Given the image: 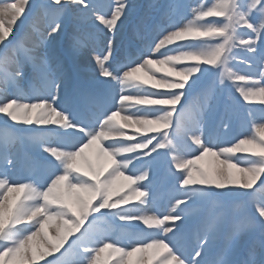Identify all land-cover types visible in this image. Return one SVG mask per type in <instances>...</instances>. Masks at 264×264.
I'll return each mask as SVG.
<instances>
[{
	"label": "snow or ice",
	"instance_id": "1",
	"mask_svg": "<svg viewBox=\"0 0 264 264\" xmlns=\"http://www.w3.org/2000/svg\"><path fill=\"white\" fill-rule=\"evenodd\" d=\"M156 7L142 46L122 56L115 37L130 0H0V114L14 130L0 137V264H264V197L253 198L257 187L264 194V0ZM38 8L50 20L42 37L71 30L74 51L91 41L99 88L70 93L64 59L41 52L44 39L24 59L9 57ZM101 32L111 33L102 48ZM236 48L249 53L246 70H233ZM37 79L42 86L26 94L21 82ZM216 117L225 133L238 117L240 130L213 136ZM161 155L174 180L165 208L154 206ZM240 196L251 208L219 259H206L222 218L204 221L192 245L194 206ZM107 220L126 235L101 230ZM245 233L252 238L242 242Z\"/></svg>",
	"mask_w": 264,
	"mask_h": 264
},
{
	"label": "rangeland",
	"instance_id": "2",
	"mask_svg": "<svg viewBox=\"0 0 264 264\" xmlns=\"http://www.w3.org/2000/svg\"><path fill=\"white\" fill-rule=\"evenodd\" d=\"M141 0H130V2L134 5L132 15L130 16L129 20L125 22L124 27L120 29V31L117 33L115 37V47L120 51L121 55H129L136 52L138 47L142 46L143 36L142 33H139L144 30L145 26L150 24L155 18L157 14V7L158 5L165 4V0H153L152 6L147 7L149 9L148 13H146L142 19L137 18L135 19V14L138 10V5ZM34 4L37 6H40L47 2V0H32ZM98 2H102L107 4L109 0H98ZM181 3L188 5V4H195L196 0H180ZM201 2H206V0H201ZM185 12L187 9L184 10ZM35 20L32 24V26H29V23L26 21L25 24L21 27L19 25V22L17 24V27H21L20 35L24 36V39L22 40L21 46L19 48L12 47L8 50L9 57L16 56L19 59H24L26 56L25 49L31 48L33 45H35L40 39H44L47 41V48L44 46L40 47V51L43 52L45 50L49 52H58L62 58L64 59L65 65L69 72V81L67 90L71 93L75 91L77 88L80 89H88V90H95L99 88L102 84V81L100 77L98 76L96 65L93 61V56L95 53L92 50V43L90 40L85 39V44L83 47H81L78 51H74L73 49V39L72 35H67V39H65V43L61 42V37H63V34L65 32H62L59 36H55L54 39L52 37L47 36H41L40 33L44 32L47 28L48 23H50V20L48 17H46L38 8L37 12L34 13ZM135 20L137 24L135 23ZM41 25V27H40ZM82 28L84 29V34L86 35L89 31V26L82 25ZM88 30V31H87ZM71 31V30H69ZM31 37L33 40H31ZM97 44L100 48L103 47V43L106 39L111 38L110 32H101L97 36ZM15 44V42H14ZM130 44H134V47H131ZM2 47V46H0ZM4 55L3 52H0V57ZM235 67L233 70H237L239 68L238 64L235 61L231 62ZM29 70H31V65H28ZM244 69L245 68H239ZM42 83L40 80L35 81H22L21 87L24 89L26 94H31V90L33 87H41ZM230 95V94H229ZM227 99V97H225ZM238 108V105H237ZM223 109V107H222ZM188 117H186L187 119ZM212 123V119L208 122V127ZM30 127V126H25ZM216 136L220 137L221 139H231L233 136H235V133H225L224 130L220 127L217 129ZM14 130L12 128H6L4 117L2 114H0V137L10 135L13 133ZM135 129L130 130V133H134ZM32 133H23L25 136H29ZM143 135V133H141ZM136 139H139V136L136 137ZM17 147L19 146V143L17 144ZM23 151H27V142H23ZM86 153L88 155H92L94 157V153L92 149L86 150ZM165 156L161 155L158 159V173L161 172L163 163L165 162ZM97 163H103V161H97ZM200 163H208V159L206 158L205 161H202ZM130 174V173H129ZM18 176H23L24 173L18 172ZM163 183L170 187L171 184H174V180H171V173L169 172V169L167 171L166 176L163 178ZM119 186V184H118ZM261 195L264 196L260 192V189L258 190ZM173 195V191L169 193H159L157 191V197L155 201V207L157 208H165L168 206V202ZM243 196L240 197H234L228 200L217 202L215 198L198 202L193 209L192 212V218L189 221L188 225V233L191 236V243L194 245L195 240V234L197 231V228L206 220L212 218L213 216H220L222 218V226L219 234L217 235V239L212 245V252L211 254L206 257V259L212 260V259H219V255L221 250L225 247L228 238H226L225 242H221L222 240V232L225 230V224H227V215L230 211H235L236 216L240 217L241 213L246 209L245 201H240ZM240 201V202H239ZM240 210V211H238ZM98 227L101 230L106 231H114V234L118 237L123 238L126 235V231L124 230H118L117 225L111 221H103L101 222ZM246 237H251L249 234L245 233L240 236L241 241ZM191 250V248L189 249Z\"/></svg>",
	"mask_w": 264,
	"mask_h": 264
},
{
	"label": "trees",
	"instance_id": "3",
	"mask_svg": "<svg viewBox=\"0 0 264 264\" xmlns=\"http://www.w3.org/2000/svg\"><path fill=\"white\" fill-rule=\"evenodd\" d=\"M259 182V181H258Z\"/></svg>",
	"mask_w": 264,
	"mask_h": 264
}]
</instances>
